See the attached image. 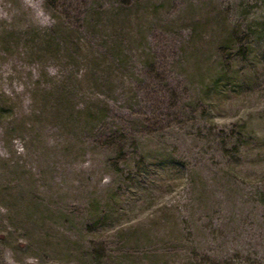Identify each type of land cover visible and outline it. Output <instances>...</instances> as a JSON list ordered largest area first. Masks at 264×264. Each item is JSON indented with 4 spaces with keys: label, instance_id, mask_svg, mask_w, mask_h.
<instances>
[{
    "label": "rangeland",
    "instance_id": "1",
    "mask_svg": "<svg viewBox=\"0 0 264 264\" xmlns=\"http://www.w3.org/2000/svg\"><path fill=\"white\" fill-rule=\"evenodd\" d=\"M263 17L0 0V264H264Z\"/></svg>",
    "mask_w": 264,
    "mask_h": 264
},
{
    "label": "trees",
    "instance_id": "2",
    "mask_svg": "<svg viewBox=\"0 0 264 264\" xmlns=\"http://www.w3.org/2000/svg\"><path fill=\"white\" fill-rule=\"evenodd\" d=\"M257 24L259 25V28L260 30L258 31L257 29L253 28L251 25L248 26L249 28V31H248V35L247 37H249V42H250V39H259L258 37H260L261 33H263V30H264V17L259 20L257 22ZM253 41V40H252Z\"/></svg>",
    "mask_w": 264,
    "mask_h": 264
}]
</instances>
